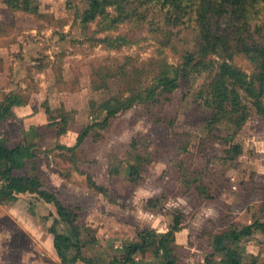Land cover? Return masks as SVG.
<instances>
[{"label": "rangeland", "instance_id": "1", "mask_svg": "<svg viewBox=\"0 0 264 264\" xmlns=\"http://www.w3.org/2000/svg\"><path fill=\"white\" fill-rule=\"evenodd\" d=\"M207 1L130 0L112 26L116 7L109 18L83 22L90 0H0V107L18 102L0 136L11 147L32 146L28 173L79 207L76 224L96 233L83 254L90 261L77 264H110L144 231L173 230L179 213L171 243L178 264H223L215 235L264 222V119L244 99L250 115L241 127L232 106L213 120L217 110L206 100L216 70L189 69L173 93L159 90L155 100L136 101L110 119L101 108L112 98L148 95L162 75H174L199 48ZM217 10L207 14L214 30L264 40V1ZM233 63L249 74L260 68L243 54ZM54 228L70 230L53 204L33 194L0 197V264H64ZM234 246L264 264L263 231ZM151 249L134 264H162Z\"/></svg>", "mask_w": 264, "mask_h": 264}, {"label": "trees", "instance_id": "2", "mask_svg": "<svg viewBox=\"0 0 264 264\" xmlns=\"http://www.w3.org/2000/svg\"><path fill=\"white\" fill-rule=\"evenodd\" d=\"M264 1V0H262ZM246 0H209L207 8L201 11V36L199 48L188 53L186 61L180 67L176 68L174 75L165 73L158 79V85L148 89V95H137L126 100L112 98L106 101L101 108L107 112V119H110L120 113L122 110L132 107L136 101L147 102L155 100L157 92L162 94H171L179 87L181 76L192 69L205 68L210 71L216 70V73L209 84L206 102L217 110L213 120L218 116L224 115L228 107L232 106L233 111L230 117L238 127H241L249 118V107L243 104V100H251L257 110V113L264 119V40H258L254 35L237 36L230 39L232 34H224L221 31L214 30L212 24L207 19V14L217 8L219 15L228 12L230 6L239 9ZM130 0H90V6L84 14L83 22L85 24L94 21L99 16L109 18V8L116 7L120 15L112 19V26L123 20V13L129 11ZM123 37L116 41H122ZM113 43L112 40H109ZM236 54H243L258 62L260 68L253 74H249L237 67L233 60ZM213 55L219 56L222 60L209 61ZM17 97L7 99V103L0 107V124L10 116L12 108L17 105ZM237 114V116H235ZM85 131L78 139L74 147L80 146L89 134ZM238 152L240 147L236 146ZM237 152V153H238ZM34 151L31 145L19 144L11 147L0 136V163L3 164L2 176L5 184L0 190V197L5 199H14L22 194H33L53 204L61 222L69 225L70 230L67 233H59L52 229L55 235V248L64 264H77L80 261H90L84 257V250L89 243H96V233L87 228L76 224L80 208L73 205H67L61 201L57 195L50 190L39 178L28 173V161L34 157ZM174 210L173 213H176ZM183 214H176L173 230L163 234L153 231H144L141 234V240L138 243L127 246L122 258H115L110 264H134L135 256L138 253L150 254L153 248L156 253L163 255L162 264H178L174 255L171 243L174 232L179 230L183 223ZM256 230L264 232V222L257 220L250 225L240 226L232 225L229 229L214 237V248L217 253H221L224 258L223 264H254L234 246L246 237L252 236ZM76 250L77 253L71 259L69 253Z\"/></svg>", "mask_w": 264, "mask_h": 264}]
</instances>
